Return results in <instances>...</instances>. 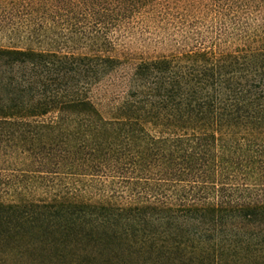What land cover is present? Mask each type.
Instances as JSON below:
<instances>
[{"label":"trees","instance_id":"obj_1","mask_svg":"<svg viewBox=\"0 0 264 264\" xmlns=\"http://www.w3.org/2000/svg\"><path fill=\"white\" fill-rule=\"evenodd\" d=\"M0 264H264V0H0Z\"/></svg>","mask_w":264,"mask_h":264}]
</instances>
